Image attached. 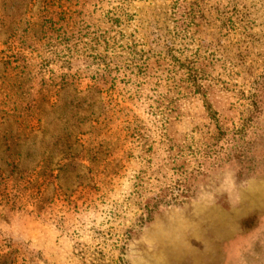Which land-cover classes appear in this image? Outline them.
Returning <instances> with one entry per match:
<instances>
[{"label":"rangeland","instance_id":"374dc122","mask_svg":"<svg viewBox=\"0 0 264 264\" xmlns=\"http://www.w3.org/2000/svg\"><path fill=\"white\" fill-rule=\"evenodd\" d=\"M190 2L0 0V264H264V0ZM120 34L154 74L107 104Z\"/></svg>","mask_w":264,"mask_h":264},{"label":"trees","instance_id":"16d2710c","mask_svg":"<svg viewBox=\"0 0 264 264\" xmlns=\"http://www.w3.org/2000/svg\"><path fill=\"white\" fill-rule=\"evenodd\" d=\"M132 0H113L114 6H113V13L110 14L109 22H117L114 21V19H117L118 16H124V12L126 11V8L128 7V2ZM174 2L173 5L177 4L179 1H187V0H172ZM195 0H191L190 4L194 2ZM120 40L122 43L118 48H122L123 50V58H124V64L122 66H116L115 64L108 63L104 66V72L105 73H111L114 72V70H118L122 73V75L127 77L128 79L125 83H123L122 88H116L113 84L108 83H101L97 86V90H99V93L103 97V99L106 101L107 104H112L114 99L112 96H118L119 93L124 92L129 93L127 95H130V97L139 98L141 97L142 92L145 94L146 92H150V88L147 85L146 79L150 78L154 71L152 67L153 58L149 54V50L147 49V42H145L142 39H134L132 40L128 45L126 44V39L124 37H121V34L119 35ZM117 42V40H116ZM88 43L92 45L99 46V44L104 43V48L106 52H109V54L112 56L113 53H115L116 50H112V47H110L111 43H106L104 41L100 40H91ZM113 45V43H112ZM102 47V45H100ZM115 46H118L116 43ZM234 59V58H231ZM244 58H239L240 61H242ZM176 61V65L169 64L166 60L163 58H157L154 60L155 63V70L162 72V73H173L176 78H183V76L187 79L186 85H179L177 84L178 91L185 90L187 91V94L193 95V97L198 96L201 94L202 87L199 85L201 83L202 78V72L198 71L196 67V61L191 60L189 63L184 64V62ZM61 64L57 66L58 68H63L62 66L63 62H60ZM109 77H106L105 80L99 79L102 82L108 80ZM130 80L139 81L138 85H134L133 83H129ZM252 89L256 90L257 88L262 87L264 85V75H258L252 82ZM147 100V98H146ZM148 102V109L151 110L152 104L150 100H147ZM151 107V108H150ZM162 117L165 118V112L161 113Z\"/></svg>","mask_w":264,"mask_h":264}]
</instances>
